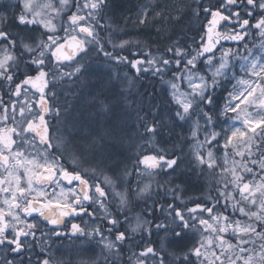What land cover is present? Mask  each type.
Here are the masks:
<instances>
[{
  "label": "snow or ice",
  "instance_id": "obj_1",
  "mask_svg": "<svg viewBox=\"0 0 264 264\" xmlns=\"http://www.w3.org/2000/svg\"><path fill=\"white\" fill-rule=\"evenodd\" d=\"M115 7L0 0V264H264V0Z\"/></svg>",
  "mask_w": 264,
  "mask_h": 264
},
{
  "label": "trees",
  "instance_id": "obj_2",
  "mask_svg": "<svg viewBox=\"0 0 264 264\" xmlns=\"http://www.w3.org/2000/svg\"><path fill=\"white\" fill-rule=\"evenodd\" d=\"M148 2H152V0H114V4L116 5L114 9L115 27L118 30H123V33L127 34L123 36L124 39H130L133 41L155 39V34L153 29L142 28L134 22L140 5ZM100 63L101 61L98 60L97 64L99 65ZM120 71L125 72L130 70L121 67ZM191 180L194 183L195 177H192ZM198 194L199 193L196 191L190 193V195L193 196ZM63 244L65 246L71 247L70 242L67 238L64 239ZM76 244L79 245L80 242L76 241ZM59 245H60V241H57L56 246ZM53 250L55 251V248ZM37 251H39V249H37ZM71 251H72L73 264H78L80 260H87L89 256L92 255L91 252L81 251L78 247L72 248ZM55 255L58 257L63 256L64 258H67L68 253L65 251H61V252H55Z\"/></svg>",
  "mask_w": 264,
  "mask_h": 264
},
{
  "label": "flooded vegetation",
  "instance_id": "obj_3",
  "mask_svg": "<svg viewBox=\"0 0 264 264\" xmlns=\"http://www.w3.org/2000/svg\"><path fill=\"white\" fill-rule=\"evenodd\" d=\"M84 219H88L87 217H85ZM74 222H80L79 219H76Z\"/></svg>",
  "mask_w": 264,
  "mask_h": 264
}]
</instances>
